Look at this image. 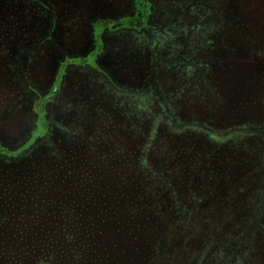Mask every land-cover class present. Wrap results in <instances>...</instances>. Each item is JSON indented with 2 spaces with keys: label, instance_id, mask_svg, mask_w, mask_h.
<instances>
[{
  "label": "trees",
  "instance_id": "obj_1",
  "mask_svg": "<svg viewBox=\"0 0 264 264\" xmlns=\"http://www.w3.org/2000/svg\"><path fill=\"white\" fill-rule=\"evenodd\" d=\"M16 1L0 0V49L6 45L7 54L21 27ZM253 1L264 0H185L191 8L199 4L202 20L216 25L215 79L185 77L181 92L159 90L151 112L124 109L122 158L109 152L112 130L97 131L98 117L116 121L119 112H79L89 114L86 124L95 131L87 149L103 152L94 166L104 163L106 170L94 169L83 186L86 177L70 174L76 164L63 147L50 154L52 170H61L55 178L54 172L35 174V184L62 200L43 212L51 220L40 223L44 234L38 243L29 241L28 251L45 255L29 257L30 264H126L127 258L137 264H263L264 25L244 16ZM172 6L182 14L181 0ZM46 121L39 111L27 143L19 149L0 143V154L19 157L37 143Z\"/></svg>",
  "mask_w": 264,
  "mask_h": 264
},
{
  "label": "rangeland",
  "instance_id": "obj_2",
  "mask_svg": "<svg viewBox=\"0 0 264 264\" xmlns=\"http://www.w3.org/2000/svg\"><path fill=\"white\" fill-rule=\"evenodd\" d=\"M181 1L182 14L171 7L174 0L16 1L20 32L10 54L6 45L0 49V143L19 149L36 128L39 111L47 121L37 143L27 144L19 157L0 154V264H26L27 258L30 264L29 257L45 255L28 251V243H38L44 234L40 223L51 220L43 212L62 200L35 184V174L54 172L55 178L60 172L51 168L53 151L64 148L63 156L76 164L70 174L86 177L83 186L94 169L106 170L104 163L94 166L101 148L87 149L95 131L86 124L89 114H79L83 108L119 112L116 121L105 113L98 117L97 131L112 130L114 147L108 151L122 158L124 109L155 110L154 94L181 92L185 77L214 81L216 25L202 20L199 4L191 8ZM244 16L261 28L264 1L249 4ZM71 131H77L74 137H68Z\"/></svg>",
  "mask_w": 264,
  "mask_h": 264
}]
</instances>
